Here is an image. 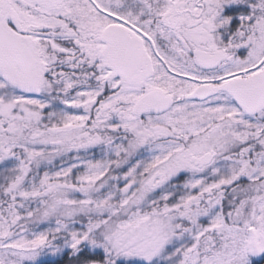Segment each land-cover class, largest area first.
<instances>
[{
  "label": "snow or ice",
  "instance_id": "1",
  "mask_svg": "<svg viewBox=\"0 0 264 264\" xmlns=\"http://www.w3.org/2000/svg\"><path fill=\"white\" fill-rule=\"evenodd\" d=\"M0 264H264V0H0Z\"/></svg>",
  "mask_w": 264,
  "mask_h": 264
}]
</instances>
